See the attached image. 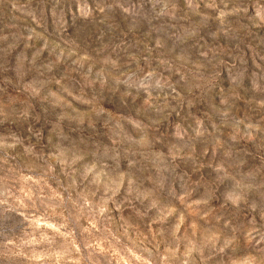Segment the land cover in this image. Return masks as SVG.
I'll return each mask as SVG.
<instances>
[{
    "label": "rangeland",
    "instance_id": "1",
    "mask_svg": "<svg viewBox=\"0 0 264 264\" xmlns=\"http://www.w3.org/2000/svg\"><path fill=\"white\" fill-rule=\"evenodd\" d=\"M233 2L0 0V264H264V24Z\"/></svg>",
    "mask_w": 264,
    "mask_h": 264
},
{
    "label": "clouds",
    "instance_id": "2",
    "mask_svg": "<svg viewBox=\"0 0 264 264\" xmlns=\"http://www.w3.org/2000/svg\"><path fill=\"white\" fill-rule=\"evenodd\" d=\"M209 6L214 7V5H211V4ZM249 7H253V11H254V14L256 15V18L259 20V22L261 24H264V7H262L258 4H254V0H234V2L232 3L230 14L235 15L239 20V19L247 16ZM260 60L262 62H264V55L260 56ZM258 67H259V65H258ZM95 83L99 86L101 83L100 79L97 78ZM73 91H75V88H73ZM169 95H171V93H169ZM175 98L176 97H173V99H175ZM8 103L10 104L11 101H8ZM92 104H93V110L94 111L97 110L101 104L106 106L103 96L99 93H96V92H95V96L93 97ZM18 117L23 118V120L25 122H27L29 119H33V120L38 119V117H36L34 115H29L28 111H24L22 113H19ZM27 130L29 132H31V126H29ZM19 137L20 136L16 135L15 133H12V138L14 139V141L16 143L21 142ZM243 202H244V195L241 194L238 200L229 201L228 203H230L233 206H238L240 204H243ZM261 220L264 221V211L261 212ZM244 242L247 243V240H245Z\"/></svg>",
    "mask_w": 264,
    "mask_h": 264
}]
</instances>
